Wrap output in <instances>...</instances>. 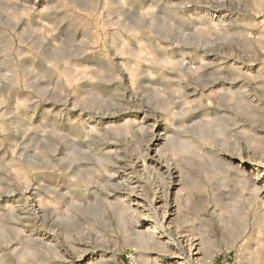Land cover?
Masks as SVG:
<instances>
[{"label":"rangeland","instance_id":"1","mask_svg":"<svg viewBox=\"0 0 264 264\" xmlns=\"http://www.w3.org/2000/svg\"><path fill=\"white\" fill-rule=\"evenodd\" d=\"M263 44L264 0H0V264H82L87 248L108 255L104 264H141L143 253L163 263V248L134 246L119 222L123 211L128 227L142 221L125 208L132 194L148 209L170 189L149 159L155 135L167 148L163 160L181 162L186 173L181 229L192 241L207 240L204 264H253L240 242L264 241L250 222L262 204L250 203L248 181L213 160L263 154L249 135L258 101L264 113V94L253 95L264 82ZM179 142L193 150L175 154ZM236 207L251 217L243 240L235 239L244 226ZM150 211L161 224L163 213Z\"/></svg>","mask_w":264,"mask_h":264},{"label":"bare ground","instance_id":"2","mask_svg":"<svg viewBox=\"0 0 264 264\" xmlns=\"http://www.w3.org/2000/svg\"><path fill=\"white\" fill-rule=\"evenodd\" d=\"M123 1V0H122ZM263 1V0H262ZM259 2H261V1H259ZM257 3V2H256ZM263 3V2H262ZM239 4H240V2H239ZM231 6V5H230ZM217 9V8H216ZM220 13V12H219ZM224 14V13H223ZM169 21V20H168ZM180 21V20H179ZM218 25V24H217ZM167 28V27H166ZM179 28H181L180 26H179ZM217 28V27H216ZM182 29V28H181ZM187 31V30H186ZM166 32V31H165ZM185 33V32H184ZM170 35V34H169ZM208 35V34H207ZM183 36V35H182ZM141 42V41H140ZM259 43V42H258ZM120 45V44H119ZM121 45H123V44H121ZM239 45V44H238ZM264 45V44H263ZM261 46V45H260ZM261 50L263 51V49L261 48ZM207 52V51H206ZM264 52V51H263ZM152 54V53H151ZM263 54V53H262ZM147 56V55H146ZM264 56V55H263ZM245 57V56H244ZM256 57V56H255ZM150 58V57H149ZM180 59V58H179ZM168 62H169V60H168ZM201 62H202V60H201ZM185 63V62H184ZM213 62H209L207 65H210V64H212ZM218 63V62H217ZM234 63V62H233ZM132 64V63H131ZM239 64V63H238ZM64 65V64H63ZM192 65V64H191ZM217 65H219V64H217ZM236 65V64H235ZM190 66V65H189ZM195 66V65H194ZM136 67V66H135ZM138 67V66H137ZM193 67V66H192ZM224 67V66H223ZM68 68V67H67ZM209 68V67H208ZM239 68V67H238ZM256 68V67H255ZM62 69V68H61ZM233 70V69H232ZM236 70V69H235ZM239 71V70H238ZM249 72V71H248ZM225 74V73H224ZM249 74H251V73H249ZM246 75V74H245ZM252 75V74H251ZM250 75V76H251ZM254 77H256V75L254 76ZM264 77V76H263ZM184 78V77H183ZM248 78V77H247ZM192 79V78H191ZM237 80V79H236ZM256 81V80H255ZM214 82H215V79H214ZM251 82H252V80H251ZM226 83V82H225ZM230 83V82H229ZM232 83V82H231ZM235 83V82H234ZM238 84V83H237ZM250 84V83H249ZM254 85H255V83H254ZM256 85H258V84H256ZM211 87V86H210ZM250 87V86H249ZM258 88L257 89H255V91L253 90V95L255 96V97H258V98H260L263 94H264V82H261L258 86H257ZM252 88V87H251ZM213 89V88H212ZM223 89V88H222ZM230 89V88H229ZM247 89V88H246ZM215 90V89H214ZM217 90V89H216ZM220 90V89H219ZM218 90V92H220ZM232 90V89H231ZM260 91V92H259ZM210 92V91H209ZM211 92H212V90H211ZM214 92V91H213ZM225 92L226 91H222L221 92V94L223 93V95H225ZM228 92V91H227ZM210 94V93H209ZM219 94V93H218ZM251 94V93H250ZM220 95V94H219ZM233 95V94H232ZM218 96V95H217ZM254 97V98H255ZM219 98V97H218ZM223 98V97H222ZM230 98V97H229ZM247 98H248V96H247ZM208 99V98H207ZM235 99V98H234ZM218 100V99H217ZM254 100V99H253ZM258 100V99H257ZM236 101V100H235ZM245 101V100H244ZM256 101V100H255ZM204 102V101H203ZM227 102H228V100H227ZM259 102V101H258ZM258 102L255 104V106H260L259 104H258ZM214 103V102H213ZM217 103V102H216ZM223 103V102H222ZM204 104V103H203ZM228 104V103H227ZM229 105V104H228ZM207 107V106H206ZM256 107V108H257ZM256 108L255 109H251L252 111H250L249 113H250V115L254 118V120H255V122H256V125L258 124V126H251V128H250V130H249V135H250V141H251V143H252V146L254 147V148H256L257 150L259 149V150H262V152H263V154L262 153H260V154H262V156L259 158V156L258 157H256V160H254V161H248V160H245V159H241L240 157V159L238 160V162L237 163H235L232 159H233V157H231V160H226V159H222V160H219V159H214L213 160V163L214 164H216V163H219L220 165H224V166H226V167H229V168H231V170H233L234 172H235V174H237V176L240 178V179H242V180H246V181H248V184L251 186H249L248 188H249V190H250V188H251V194H249V196H248V199H249V201H250V203H252V202H254L255 200H260V203L262 204V206H260V207H257L256 208V211L254 212V214L255 215H258V217H255V218H253V219H251V217H249V215H248V217H247V213H245V210H244V213L242 212L243 210H240V209H238L237 207H236V210H237V215H239V218L238 219H243L244 221H243V227L240 229V231H239V229H237L238 231H236V233H235V235H236V238H235V236L233 235V233H232V235L234 236V238L235 239H237L238 237H240V236H242V233H243V235H244V232L245 231H247V225H248V221L250 220V222L252 223V224H254V227H257L258 229V231H261V230H264V113H261V112H259V111H257L256 110ZM182 112V111H181ZM227 112V111H226ZM180 115V114H179ZM213 115V114H212ZM246 116V115H245ZM247 116H248V114H247ZM238 118V117H237ZM212 120V119H211ZM202 121V120H201ZM216 122V121H215ZM202 123V122H201ZM200 123V124H201ZM245 123H247V122H245ZM137 124H139V123H137ZM155 124V123H154ZM209 124V123H208ZM207 124V125H208ZM214 124V123H213ZM228 125H230V124H228ZM243 125V124H242ZM238 126V125H237ZM249 126V125H248ZM212 127V126H211ZM230 127V126H229ZM239 127V126H238ZM246 127V126H245ZM162 129V128H161ZM240 129V128H239ZM221 130L223 131V130H225V128L224 127H221ZM126 131V130H125ZM214 131V130H213ZM239 131V130H238ZM240 132V131H239ZM219 133V132H218ZM216 134V133H215ZM163 136V135H162ZM166 136V135H165ZM214 136V135H213ZM217 135H215V137H216ZM223 136H225V135H223ZM227 136V135H226ZM231 136V135H230ZM242 136V135H241ZM244 136V135H243ZM161 137V136H160ZM163 138H164V136H163ZM200 139V138H199ZM219 139V138H218ZM166 140V139H165ZM202 143H203V141H202ZM151 145H154V146H156V149H153V147L152 148H150L149 149V152H150V150H151V152H153V153H151L150 154V156H149V159H150V161L151 162H154L155 163V165H156V167H157V169H158V171H159V173H161V174H163V176H165V177H168V178H170V180L169 181H171V184H170V189L167 191L168 193H167V195H166V197L164 198V197H162V198H160L159 200L157 199V201H155L154 200V202L152 201L150 204H149V207H148V209L146 208V202H145V199L144 198H142L140 195H136V194H132L131 196H129L128 197V203H127V205H125V208L127 209V211L128 210H133V212L135 213L136 211L138 212L139 211V213H141V216H142V221H137V223H136V228H134L133 229V226H132V228H130V227H128V225H127V221L125 220V215H124V212L125 211H123V212H121V214H120V216H119V222H120V225H121V227L123 228V230H124V232H125V234H126V236L128 237V238H130V240L133 242L132 244L134 245V246H136V247H138V248H140V249H142V250H144V251H148V250H150V249H153V248H163L164 250H165V252H166V255H167V259H165L164 260V262L163 263H161V264H192V263H190L191 261H194V262H196L197 264H204V262H207L208 263V259L207 258H209V259H211L208 255H207V248H208V243H206V241L205 240H203L202 238H200L199 236H197V240L196 241H192V240H190L189 238L190 237H187L186 238V233H187V230H186V232H185V234H183L184 233V231L181 229V223L182 222H184L185 221V223H186V221L187 220H185V216H187L186 214H185V211L183 212L182 210H184V209H182L181 208V203L179 202V200H180V190H181V187L179 188V186L180 185H182V182H183V178H184V175L186 174L185 172H184V170H183V168H182V166H181V162L179 163V161H175V159L173 160V163H172V165L171 164H169V162H166L165 160H163V157H164V154L166 155L167 153V148H165V143H162L161 142V138H157V136L155 135V137H154V139H152V142H151ZM220 145V144H219ZM196 147V146H195ZM199 147V146H198ZM207 147H208V145H207ZM174 150V153L175 154H179L180 152H189L190 150L192 151L193 149H191V146H190V144H188L187 142H179L177 145H175V148H173ZM236 149V148H235ZM239 149V148H238ZM196 150V149H195ZM252 150V149H251ZM200 151H203V150H200ZM204 151H206V150H204ZM250 151V150H249ZM149 152H148V155H149ZM260 152V151H259ZM144 153V152H143ZM219 153V152H218ZM249 153V152H248ZM204 154V153H203ZM252 154V153H251ZM173 155V154H172ZM187 155H189V154H187ZM205 155H206V153H205ZM220 155V154H219ZM232 155H233V153H232ZM235 155V154H234ZM247 155H249V154H247ZM208 156V155H207ZM212 156V155H211ZM236 156V155H235ZM234 156V157H235ZM140 157V156H139ZM174 157V156H173ZM177 157H178V155H177ZM222 157V156H221ZM182 158L184 159V157L182 156ZM210 157H208V159H209ZM212 158V157H211ZM215 158V157H214ZM224 158V157H223ZM238 158V157H237ZM247 158H248V156H247ZM252 159H253V157H251ZM255 158V157H254ZM204 159V158H203ZM258 159V160H257ZM143 160V159H142ZM185 160V159H184ZM188 160V159H187ZM198 160V159H197ZM199 160H201V159H199ZM206 160V159H205ZM149 161V162H150ZM205 162V161H204ZM171 163V162H170ZM191 163V162H190ZM207 163V162H206ZM212 163V164H213ZM139 164V163H138ZM223 166V167H224ZM225 168V167H224ZM245 168H247L248 169V171H246L245 170ZM138 169V168H137ZM156 169V170H157ZM88 170V169H87ZM124 170V169H123ZM229 170V169H228ZM132 171V170H131ZM157 171V172H158ZM200 171V170H199ZM225 171V170H224ZM205 172H208V171H205ZM214 172V171H213ZM185 173V174H184ZM200 173V172H199ZM221 173V172H220ZM222 173H224V172H222ZM232 173V172H231ZM89 174V173H88ZM204 174H206V173H204ZM212 174V173H211ZM211 174H209V176L211 175ZM218 174V173H217ZM230 174V173H229ZM214 175H216V174H214ZM224 175H226V174H224ZM232 175V174H231ZM24 176V175H23ZM163 176L161 177V178H163ZM195 176V175H194ZM208 176V175H207ZM213 176V175H212ZM206 177V176H205ZM220 177H223L222 175L220 176ZM219 177V174H218V177L217 178H220ZM224 177H226V176H224ZM231 177V176H230ZM230 177H226V178H230ZM232 177H236V176H232ZM185 179V178H184ZM197 180H198V178H196ZM213 179H214V177H213ZM216 179V178H215ZM223 181H225L223 178H221ZM164 180H165V178H164ZM232 180H233V178H232ZM235 180V179H234ZM94 181V180H93ZM92 181V182H93ZM168 181V180H167ZM200 181H202L201 179H200ZM211 181V180H210ZM217 181H218V179H217ZM217 181L215 180V182H216V184H218L217 185V187L219 186V182L217 183ZM219 181H221V180H219ZM227 181V180H226ZM237 181V180H236ZM240 181V180H239ZM137 182V181H136ZM163 182V181H162ZM165 182V181H164ZM187 182V181H186ZM196 182H198V186L200 185V183L201 182H199V180L198 181H196ZM214 182V180L212 181V184H214L213 183ZM233 182H235V181H233ZM133 183V182H132ZM173 183V184H172ZM208 183V182H207ZM224 182H222V184H223ZM232 183V182H231ZM239 183V182H238ZM242 182H240L239 183V185L241 184ZM243 183H245V182H243ZM77 184V183H76ZM137 184V183H136ZM136 184H134L135 186H136ZM197 184V183H196ZM205 184V183H204ZM237 184V183H236ZM235 184V185H236ZM246 184H247V182H246ZM162 185V184H161ZM168 185V184H167ZM192 185H195L194 183L192 184ZM206 185V184H205ZM202 186V185H200V187L202 186V187H206V186ZM215 185V184H214ZM229 185V184H228ZM242 185H244V184H242ZM84 186V185H83ZM165 186V185H164ZM227 186V185H226ZM237 186H238V184H237ZM247 186V185H246ZM162 187V186H161ZM183 187V186H182ZM186 187V186H185ZM212 188H214L213 186H211ZM216 187V186H215ZM220 187V186H219ZM223 187H224V185H223ZM232 187V186H231ZM240 187V186H239ZM243 187V186H242ZM87 188V187H86ZM119 188V187H118ZM138 188V187H137ZM160 188V187H159ZM199 188V187H198ZM206 188H208V187H206ZM210 188V187H209ZM225 188V187H224ZM230 188V187H229ZM228 188V189H229ZM233 188V187H232ZM244 188V187H243ZM140 189H141V187H140ZM162 189H164V188H162ZM186 189V188H185ZM195 189V188H194ZM216 189V188H215ZM219 189V188H218ZM220 189H223V188H221L220 187ZM227 189V188H226ZM227 189V190H228ZM164 190H166V189H164ZM198 191L200 190V189H197ZM202 190V189H201ZM201 190H200V192H201ZM203 190H205V189H203ZM202 190V191H203ZM207 190V189H206ZM213 190V189H212ZM217 190V189H216ZM224 190V189H223ZM222 190V191H223ZM235 190V189H234ZM128 191V190H127ZM160 191V190H159ZM194 191V190H193ZM215 191V190H214ZM225 191V190H224ZM224 191H223V196H224ZM191 192V191H190ZM195 193H194V195L196 194V191H194ZM200 192H198L199 194H201ZM221 192V191H220ZM227 192V191H226ZM239 192V191H238ZM240 192H241V190H240ZM242 192H244V190L242 191ZM143 193V192H142ZM182 193V192H181ZM186 194L185 195H188L187 193V191L185 192ZM192 193V192H191ZM191 193H189V194H191ZM197 193V194H198ZM205 193V194H204ZM202 192V196H209L210 194H208V195H206V193L207 192ZM228 193L230 194L231 192H229L228 191ZM245 194H246V192H244ZM244 193H242V194H244ZM249 193V192H248ZM40 194V193H39ZM157 193H155V195H156ZM166 194V193H165ZM198 194V195H199ZM226 194V193H225ZM232 194V193H231ZM242 194H240V195H242ZM69 195V194H68ZM154 195V196H155ZM192 195H193V193H192ZM192 195H191V198H193L192 197ZM197 195V196H198ZM222 195V194H221ZM227 195V194H226ZM235 195V194H234ZM160 196V195H159ZM164 196V195H163ZM183 196H184V194H183ZM190 196V195H189ZM200 197H201V195H199ZM217 195H215V197H216ZM223 196H222V198L218 195L217 197H219V198H221V202L223 201ZM237 196V195H236ZM146 197V196H145ZM185 197V196H184ZM188 197V196H187ZM204 197H201V198H204ZM210 197V196H209ZM214 196H212L211 198H213ZM216 197V198H217ZM237 197H241V196H237ZM245 197H246V195H245ZM44 198V197H43ZM71 199H72V197H70ZM171 198H173V201L174 202H172L171 203V201L169 200V199H171ZM210 198V199H211ZM227 198V197H226ZM229 198V197H228ZM227 198V199H228ZM194 199V198H193ZM204 199H207L206 197L204 198ZM226 199V200H227ZM231 199L233 200V198L231 197ZM236 199V198H235ZM242 199V201H243V198H241ZM38 200V199H37ZM41 200H42V198H41ZM111 200V199H110ZM147 200V199H146ZM183 200V199H182ZM185 200V199H184ZM187 200V199H186ZM189 200V199H188ZM200 200V199H199ZM245 200V199H244ZM40 201V200H39ZM203 201H208V202H210L208 199L207 200H203ZM212 201H216V200H212ZM218 202H219V200H217ZM225 201V200H224ZM229 201H231V200H229ZM237 201H240V200H238L237 199ZM237 201H235L236 203H237ZM247 201V200H246ZM191 202H192V200H191ZM205 202V203H206ZM226 202V201H225ZM120 203V202H119ZM211 203V202H210ZM215 202H213V204H214ZM228 203V202H227ZM227 203H226V205H227ZM231 203V202H230ZM230 203H228V204H230ZM249 203V204H250ZM256 203V202H255ZM192 204V203H191ZM204 204V203H203ZM219 204H220V206L222 205L220 202H219ZM223 204H225L224 202H223ZM232 204H234V201H233V203ZM231 204V205H232ZM243 204H244V202H243ZM53 205V204H52ZM136 205V206H135ZM193 205V204H192ZM191 205V206H192ZM212 205V204H211ZM230 205V208H233L234 206H231ZM245 205V204H244ZM191 206H189L190 208H191ZM193 206H196V204L195 205H193ZM207 207L209 206L210 207V205H206ZM213 206V205H212ZM223 206V205H222ZM89 207V206H88ZM135 207V208H134ZM189 207H188V209H189ZM204 207H205V205H204ZM209 207H208V210H210L209 209ZM227 207V206H226ZM229 207V206H228ZM227 207V208H228ZM245 207V206H244ZM254 207V206H253ZM91 208V207H90ZM142 208V209H141ZM194 208V207H193ZM192 208V209H193ZM200 208V207H199ZM214 208V207H213ZM220 208V207H219ZM222 208H224V207H222ZM89 209V208H88ZM139 209H141V210H139ZM152 209H154V211L155 212H159V211H161L162 213H163V215H162V219H161V224H159L158 223V219H152V218H150V216L148 215V214H150V210H152ZM195 209V208H194ZM217 209V208H216ZM215 209V210H216ZM221 209V208H220ZM250 209V208H249ZM57 210V209H56ZM144 210H147V211H144ZM191 210V209H190ZM204 210H207V208L205 207V209ZM211 210H212V207H211ZM227 210V209H226ZM224 210V214L227 212V211H229V210ZM247 210V209H246ZM154 211H153V213H154ZM188 211V210H187ZM197 211V210H196ZM196 211H195V213H196ZM201 211V210H200ZM199 211V212H200ZM219 211H221V210H219ZM223 211V210H222ZM4 212V211H3ZM160 212V213H161ZM198 212V211H197ZM208 212V211H207ZM211 212V211H210ZM218 212V211H217ZM230 212L231 213H226V214H228V215H230V214H234L235 213V210H234V212H232V210L230 209ZM201 213V212H200ZM215 213H216V211H215ZM222 212H220L219 214L222 216V214H221ZM241 213V214H240ZM130 214H132V213H130ZM136 214V213H135ZM135 214H133L134 216H135ZM156 214V213H155ZM202 214V213H201ZM218 214V213H217ZM232 214V215H233ZM235 214V215H236ZM35 215V214H34ZM37 215V214H36ZM132 215V216H133ZM205 215V214H204ZM220 215H218V217L219 218H221L220 217ZM60 216V215H59ZM137 216V215H136ZM189 216L193 219V215H191V214H189ZM188 216V217H189ZM198 216H200V214L198 215ZM234 216V215H233ZM156 217V216H155ZM201 217V216H200ZM212 217V216H211ZM215 217H217V216H215ZM218 217L216 218V220L218 219ZM226 217H228V216H226ZM187 218V217H186ZM195 218V220H197L195 223H194V221H192L194 224H196L197 222H198V220H200V218H198V219H196L197 217H194ZM203 218H206L207 219V217H203ZM214 218V217H213ZM223 218V217H222ZM222 218H221V220H222ZM131 219V218H130ZM133 219V218H132ZM160 219V218H159ZM191 219V220H192ZM209 219V218H208ZM207 219V220H208ZM215 219V218H214ZM231 219V218H230ZM210 220V219H209ZM219 220V219H218ZM224 220V219H223ZM227 220V219H226ZM237 220V219H236ZM160 221V220H159ZM231 221V220H230ZM6 222V221H5ZM12 222V221H11ZM192 222H191V224H192ZM200 222V221H199ZM202 222V221H201ZM212 222V221H211ZM225 222V221H224ZM234 222V221H233ZM135 223V222H134ZM190 223V222H189ZM204 223V222H203ZM202 223V225H204ZM218 223V222H217ZM220 223H221V221H220ZM220 223H218V224H220ZM228 223V222H227ZM227 223H224L225 225H228ZM251 223H249V224H251ZM183 224V223H182ZM188 224V223H187ZM193 224V225H194ZM201 224V223H200ZM212 224V223H211ZM211 224H210V226H211ZM214 224H216L215 222H214ZM213 224V225H214ZM141 225H142V227L143 228H140L141 227ZM185 225V224H184ZM198 225V224H197ZM202 225H200V226H202ZM224 225V228L226 227V229H227V226H225ZM119 226V225H118ZM130 226H131V224H130ZM135 226V225H134ZM192 226V225H191ZM190 226V227H191ZM209 226V227H210ZM184 227V226H183ZM186 227V226H185ZM189 227V228H190ZM203 227H205V226H203ZM215 227H216V225H215ZM241 227V226H240ZM198 228H199V226H198ZM197 228V229H198ZM218 228H219V225H218ZM221 228H223V227H221ZM220 228V229H221ZM223 228V229H224ZM15 229V231L16 232H18V229L15 227L14 228ZM210 229V228H209ZM225 229V230H226ZM22 230V229H21ZM195 231H196V229H194ZM194 230H192L191 229V231H194ZM213 230V229H212ZM216 230H218V229H216ZM228 230H229V227H228ZM228 230H227V232H228ZM221 231H222V229H221ZM233 231V230H232ZM257 231V233L259 234V232ZM196 232H198V230L196 231ZM200 232V231H199ZM206 231H204V233H205ZM226 232V231H225ZM202 233V232H201ZM211 233V232H210ZM256 233V234H257ZM190 234V233H189ZM192 234V233H191ZM206 234V233H205ZM205 234H201L202 235V237L204 238V235ZM224 233H220V236L221 235H223ZM231 234V232L229 231V235ZM251 234V233H250ZM257 234V235H258ZM88 235V234H87ZM198 235H200V233L198 234ZM246 235V234H245ZM249 235V234H248ZM247 235V236H248ZM206 236V235H205ZM208 236V235H207ZM209 236H211V235H209ZM208 236V237H209ZM216 236V235H215ZM224 236V235H223ZM231 236V235H230ZM260 236V235H259ZM45 237V236H44ZM193 237H194V234H193ZM193 237H192V239H193ZM207 237V238H208ZM225 237V236H224ZM229 237V236H228ZM243 237V236H242ZM255 237H256V235H255ZM113 238V237H112ZM186 238V243H187V248L186 249H184V247H182V242H183V240ZM196 238V237H195ZM194 238V239H195ZM206 238V239H207ZM241 238V237H240ZM257 238H259V237H257ZM205 239V238H204ZM213 239V238H212ZM216 239H218V238H216ZM221 239V238H220ZM224 241H225V239H227V238H222ZM234 239V240H235ZM245 239V238H244ZM253 239V238H252ZM238 240V239H237ZM241 240H243L242 238H241ZM241 240H239V241H241ZM59 241V240H58ZM109 241H110V239H109ZM223 241V242H224ZM233 241V240H232ZM50 242V241H49ZM91 242V241H90ZM208 242H210L209 240H208ZM222 242V243H223ZM215 243V242H214ZM230 243H232V242H230ZM251 239L250 238H248V239H246V240H244V241H242V242H240V245L242 244V251H245V253L247 252L248 253V255H251V258H249L248 256V260H250L251 259V261H253V264H259L260 262H259V257H258V254H259V252L260 251H262V249H264V247H263V245H264V241L263 240H261L260 238L258 239V242H257V240H256V244L255 245H251ZM184 244V243H183ZM211 244V243H210ZM224 244H225V242H224ZM229 244V243H228ZM253 244V243H252ZM76 245V244H75ZM212 245V244H211ZM216 245V244H215ZM221 244H219V246H220ZM231 245V244H230ZM234 245H235V243H234ZM26 246V245H25ZM73 247H74V244H73ZM83 247V246H82ZM81 247V248H82ZM86 247V246H85ZM227 247V246H226ZM263 247V248H262ZM71 248V247H70ZM214 248V247H213ZM219 248V247H218ZM59 249V248H58ZM64 249V248H63ZM35 250V249H34ZM92 250V249H91ZM159 250V249H158ZM163 250V251H164ZM212 250V249H211ZM221 250H222V247H221ZM28 251V250H27ZM107 251V250H106ZM153 251H155L154 249H153ZM10 252V251H9ZM155 252H157V250L155 251ZM154 252V253H155ZM165 252H160V253H165ZM218 252V251H217ZM25 253V252H24ZM216 253V252H215ZM262 253H264V251H262ZM22 254V253H21ZM159 254V253H158ZM47 255V254H46ZM138 255V254H137ZM148 255V254H147ZM146 255V253H143V254H141V264L143 263V264H146V263H148V264H160L159 263V257H155V256H153V257H149V256H147ZM154 255V254H153ZM160 255V254H159ZM163 255V254H162ZM165 255V254H164ZM210 255V254H209ZM238 255H240V254H238ZM264 255V254H263ZM108 256V255H107ZM106 255H103V254H99L97 257H99V258H97V257H95V253H93L92 251H90L88 248L87 249H83L82 251H81V254L79 255V261H84V263L85 264H104V262L105 261H107L109 258L107 257ZM114 256H115V254H114ZM260 256V255H259ZM39 257V256H38ZM69 257H70V255H69ZM72 257V256H71ZM138 257V256H137ZM164 257V256H163ZM247 257H245V258H247ZM242 258H243V255H242ZM264 258V257H263ZM23 258H21V260H22ZM113 259H115L116 260V257L115 258H113ZM138 259V258H137ZM241 259V258H240ZM244 259V258H243ZM262 259V258H261ZM37 260V259H36ZM143 260V261H142ZM208 260V261H207ZM24 261V260H23ZM27 261V260H26ZM70 261V260H69ZM110 261V260H109ZM114 261V260H113ZM171 261V262H170ZM242 261V260H241ZM245 261V260H244ZM262 261V260H261ZM264 261V260H263ZM37 262V261H36ZM152 262V263H151ZM193 262V263H194ZM243 262V261H242ZM84 263H82V264H84ZM245 263V262H244ZM252 262H250L249 261V263L248 264H251ZM264 263V262H263ZM263 263H261V264H263ZM41 264V263H40ZM47 264V263H46ZM242 264V263H241Z\"/></svg>","mask_w":264,"mask_h":264}]
</instances>
